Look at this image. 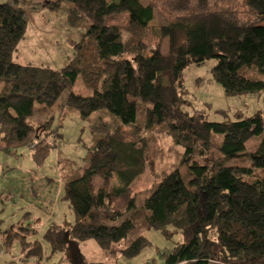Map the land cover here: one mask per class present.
<instances>
[{
	"label": "trees",
	"instance_id": "16d2710c",
	"mask_svg": "<svg viewBox=\"0 0 264 264\" xmlns=\"http://www.w3.org/2000/svg\"><path fill=\"white\" fill-rule=\"evenodd\" d=\"M164 1L167 20L152 29L157 44L151 47L149 26ZM232 1L242 14L218 0H44L49 10H63L81 34L61 69L13 60L27 29V0L0 3V150L32 149L42 161L61 137L52 111L64 90L66 104L93 135L86 166L70 172L63 186L78 239H95L104 249L123 241L122 253L132 258L150 246L146 231L155 229L181 237L161 252V264H264V140L246 150L248 140L264 135V113L210 122L186 109L183 70L191 63L214 60L213 76L227 95L264 91V79L246 74L255 67L264 75V0ZM124 13L125 23L110 22ZM200 29L205 36L197 42ZM166 38L162 55L159 42ZM160 58L164 65L157 69ZM78 79L91 94L73 90ZM157 126L191 164L181 190L172 188V172L138 204L134 181L146 169ZM194 156L210 158L200 163ZM241 157L246 164H228ZM19 229L0 234L7 233V242L26 241Z\"/></svg>",
	"mask_w": 264,
	"mask_h": 264
},
{
	"label": "rangeland",
	"instance_id": "374dc122",
	"mask_svg": "<svg viewBox=\"0 0 264 264\" xmlns=\"http://www.w3.org/2000/svg\"><path fill=\"white\" fill-rule=\"evenodd\" d=\"M8 1L13 0H0V3ZM43 2L27 0L28 24L25 36L12 56L16 62L36 66L64 64L75 52L74 43L80 40V31L68 25L63 10H49L42 5ZM218 6L232 8L238 14L244 11L238 2L232 0H218ZM127 15L124 13L118 19L114 17L110 22L125 23ZM166 15L168 10L164 1L156 6L154 19L149 26L148 44L151 47L157 44V40L151 37L152 29L165 23ZM194 35L195 41L200 42L205 32L200 29ZM159 47L162 55H165L167 38L160 40ZM184 51L183 48L181 53ZM215 64L214 60L209 59L201 65L191 63L183 70L187 111L190 114L201 113L210 122L235 120L258 111L264 113V91L241 96L227 95L213 76ZM163 65V59L156 60L157 69ZM246 74L264 79V75L255 67ZM81 83L84 84L78 79L73 90L84 95L91 94ZM68 93L69 90H64L52 111L54 129L59 126L57 131L61 137L55 140L53 148L42 161L37 162L32 149H20L17 154L0 150V230L6 231L14 226L15 230L20 228L17 232L26 234V241L16 237L8 242L5 239L7 233L0 234V264H161V252L171 249L176 241H180L179 234L166 237L159 230L146 231L150 246L132 258L122 253L123 241L104 249L95 239L81 240L73 235L75 215L69 202L63 198V186L70 172L81 171L86 166L93 135L89 123L80 118L74 107L66 104ZM150 135L148 164L133 186L138 204L150 198L162 179L172 172L176 181L172 188L181 190L182 178L188 164H191V161L184 162V149L173 142L164 126H157ZM262 140L264 135L252 137L246 144V150L257 148ZM213 145L218 147L219 142L214 140ZM209 158L194 156L193 160L206 163ZM244 158L229 159L228 164H246ZM202 213L199 210V214ZM120 222L118 220L116 224Z\"/></svg>",
	"mask_w": 264,
	"mask_h": 264
},
{
	"label": "crops",
	"instance_id": "0c3cea01",
	"mask_svg": "<svg viewBox=\"0 0 264 264\" xmlns=\"http://www.w3.org/2000/svg\"><path fill=\"white\" fill-rule=\"evenodd\" d=\"M70 61V58H68V60L63 64H61V63H59L58 65H51V66H49V65H47V66H49V67H52V68H57V69H61V68H63V67H65L66 66V64L68 63ZM19 63V62H18ZM21 64V63H20Z\"/></svg>",
	"mask_w": 264,
	"mask_h": 264
}]
</instances>
